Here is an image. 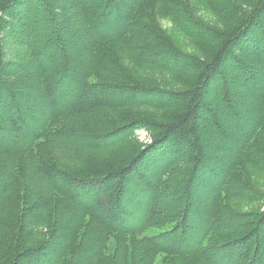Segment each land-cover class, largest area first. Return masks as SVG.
I'll return each instance as SVG.
<instances>
[{"label":"trees","instance_id":"obj_1","mask_svg":"<svg viewBox=\"0 0 264 264\" xmlns=\"http://www.w3.org/2000/svg\"><path fill=\"white\" fill-rule=\"evenodd\" d=\"M74 1L43 0L45 9L39 0H0V159L6 158L0 166V264H157L159 256L183 261L178 264H264V210L236 217L234 222L238 220L244 231L235 242L211 246L214 232L233 225L231 216L218 209L224 187L220 182L228 164L225 168L219 157H210L205 134L209 128L214 136L229 142L233 136L228 129L232 127L225 129L212 109L210 95L226 102L225 113L235 132L243 136L235 141V150L247 149V141L264 128V0H256L250 11H234L236 18L227 27L201 26L200 35L214 42L203 58L177 54L179 58L161 49L168 40L158 38L136 19L143 0L125 4L77 0L84 14L71 10L60 30L55 22L62 8L73 6ZM184 1L178 6H185ZM82 30L91 34L85 46L78 43L86 38ZM7 41L14 42L13 50H5ZM72 58L78 62L75 67ZM126 60L175 74L189 72L188 85L185 89L105 85L109 76L118 78ZM178 63L182 65L176 67ZM225 70L239 73L257 95L252 101L257 113L245 112L243 102L234 100L243 92L228 90L231 78ZM125 105L168 113L163 121L142 122L151 134L148 144L124 149L127 139L120 131L107 135L83 128L100 109ZM165 148L171 151L167 154ZM109 152L117 153L111 157ZM105 155H109V166L87 163ZM159 159L163 163L155 167ZM202 162L219 165V173L199 178L196 166ZM174 165L182 168L171 170ZM184 171L189 174L186 181ZM148 173H153L150 179ZM134 179L141 186L138 197L157 190L171 200L181 187L185 193L189 187L199 191L206 184L199 191L201 198L206 196L205 188L211 192L205 216H198L204 226L195 231L185 224L177 232L178 223L196 217L191 209L183 208L189 196L169 207L153 201L144 212L149 200L140 201L126 190L133 187ZM19 185L25 190L16 192ZM102 192L111 197L107 205L90 197ZM126 207L140 215L135 224H125L134 217ZM11 208L18 215L7 219ZM177 211H181L179 218L174 217ZM166 224L173 227L146 235L149 229ZM40 226H46L44 232L38 231L43 240L26 246Z\"/></svg>","mask_w":264,"mask_h":264},{"label":"rangeland","instance_id":"obj_2","mask_svg":"<svg viewBox=\"0 0 264 264\" xmlns=\"http://www.w3.org/2000/svg\"><path fill=\"white\" fill-rule=\"evenodd\" d=\"M76 1V2H75ZM73 3V6H64L61 10L60 19L58 22H55V25L61 30V25L67 20V17L70 14L71 10L77 11L76 13L84 14V11L82 10L81 3L77 2L75 0ZM129 0H121V3L125 4L128 3ZM208 1L211 2V4L207 3ZM186 3L185 6L180 7L178 4L181 3V0H143L139 13L135 14L136 19H138L140 25L147 28L149 31L157 35L158 38H163L168 40V45H160L161 49H168L169 51H172V54L180 55L182 58L188 56H194V57H205L210 49L213 47L214 42L210 40H205L198 30H201V26L206 25L212 26L214 28H224L227 27V25L231 24L232 21L236 18L233 15L234 11L238 12H244L246 10H251L255 6L256 0H185ZM40 4H44L43 0H39ZM38 3V4H39ZM44 8H48L47 4H44ZM232 11V12H231ZM2 20L7 18L5 16L1 17ZM53 21V20H52ZM43 24V21H39L37 24ZM46 25V24H44ZM119 24H115L113 28H117ZM70 28L64 29L67 30L66 33H68ZM208 29V28H207ZM203 31V30H202ZM82 33L85 35V40L78 42L80 45L85 46L87 44V41L91 38V34L89 32L82 30ZM3 43L0 42V45ZM173 49H172V48ZM15 48V44L12 41L5 42V50H13ZM177 51H176V50ZM158 49H156L154 52H156ZM21 51V49H20ZM179 51V52H178ZM58 54V53H57ZM56 53H52V56L56 57ZM178 54V55H177ZM115 58V57H114ZM113 58V59H114ZM180 58V57H179ZM45 60V58L43 59ZM72 62L74 64V67L78 65V62L75 61L72 58ZM49 62L46 60L45 65L48 68ZM259 64H261L260 61H258ZM35 66V62L32 63ZM263 64V63H262ZM182 63H178L176 67L181 66ZM121 69L123 72H118V78H110V81H103L105 85H112L117 88H121L124 86H129L133 84L143 85V86H152V87H164L169 89H185L188 85V77L189 72L184 73H172L168 71H160L157 69H152L147 66H142L137 63H134L131 60H126L125 63H122ZM228 67V66H225ZM227 73L229 70H225ZM231 81L228 82L226 87L229 91L232 92V94L238 93V91L243 92V96L241 97H234V100L243 102L245 105L244 111L249 112V114H255L257 113V109L253 107L252 101H255L257 98V95H253V91L250 90V88L246 87V82L239 77V73L236 71H231L230 73ZM219 92L216 91V94L218 95ZM244 93H247L248 96H245ZM73 94V93H72ZM72 96H75L73 94ZM209 101L211 103V107L213 110H215L216 115L220 119L221 123L227 129H231L233 131V136L230 139V142L226 140L224 137H217L214 136L209 128H205V134L208 140L207 146H209V153L210 157H216L220 158L222 163L225 165L224 167L227 168L228 171L225 174L224 178L221 180L220 185L224 184V187L222 188V193L220 197L218 198V209L219 213L222 215H230L233 227L222 229L219 231L214 232L212 235L214 236V239L211 241V246H219L225 244L227 241H231L232 243L235 242L237 239L241 237V233H243V229L237 220L238 218H244L249 213L255 212V211H262L264 210V128L256 135L247 141L248 147L247 149H244L241 147L235 150L236 144L235 141L242 140L243 136L240 134H237L235 132V127L232 123H230L228 119V115H226L225 111V103L220 97L210 95ZM127 105V103H126ZM120 106L116 108H103L100 109L98 114L95 115L94 121L92 123H85L83 124L87 127V129L91 132L94 131H100L99 133L103 134L106 133L107 135H110L111 133H117V131H120L122 136L126 138L124 149L125 148H139L140 146H144L145 144H148L151 141V134L149 131L146 130L145 125L142 122H146L147 120H155L159 119L160 121H163L167 119L168 113H159L158 111L152 110L148 106H142L137 105L135 107H126ZM42 114L48 115L49 112H43ZM171 115V113H169ZM248 114V115H249ZM97 118V119H96ZM138 122L137 126H132V123ZM128 126L121 125L130 123ZM120 127H118V126ZM229 125V126H228ZM112 132L110 131H101L105 130L107 128H112ZM227 129V130H228ZM102 145V144H101ZM211 146L213 148H211ZM123 149V150H124ZM168 150L167 148H165ZM171 151V150H170ZM168 150L167 154L170 152ZM206 151V150H205ZM208 151V149H207ZM206 151V152H207ZM117 152H109V155L112 157ZM105 155L102 156L100 159L96 158L87 162L88 164H91L92 167H96L99 164H104L109 166L110 160ZM262 160L260 164L256 165L253 163L258 162L259 160ZM234 160V162H233ZM6 162V158L0 159V166ZM233 162V163H232ZM126 163V162H125ZM124 163V164H125ZM161 163H163V159H159L156 166H159ZM86 164V163H85ZM219 165H214L212 163L206 164L201 163L197 164L196 170H199L197 176L199 178L205 179L207 177V174L214 175L217 173ZM182 168L179 165L172 166V169L178 170ZM149 169V165L146 168V172ZM217 171V172H216ZM150 172V171H149ZM185 172V171H184ZM208 172V173H207ZM219 173V172H218ZM153 173L147 175V178H151ZM171 172L167 174L168 180L171 179ZM188 175L185 172V181L188 179ZM175 179L179 176L174 175ZM207 179V178H206ZM132 186L128 187L126 190L130 192L131 196H136L139 194L138 189H140L139 184L137 182V179L133 180ZM210 183L213 181H209ZM201 189L199 191H202L204 187H206V184H201ZM221 185V186H222ZM137 186V187H136ZM190 188V187H189ZM186 189L182 190V187L180 188V191L178 194H176L173 198L175 200L163 198L162 193L160 191L152 192L148 197L147 195H139L140 201H146L149 200L148 203H145L144 206V212L147 211L148 206L150 207L153 201H158L165 207H169L173 204H181L184 201L187 196L190 197V201L185 200V204H183L184 209H188L196 213V217H190L188 220H186L184 223L177 224L179 225L178 233L181 232V226H184L185 224L191 228L190 230H195L196 228L200 229L201 226V218L198 216H202L206 214L207 208L209 206V199L211 192L209 189L205 188L206 196L201 198L199 195L200 192L197 190V188L193 189ZM25 190L23 185H19L16 192H21L22 190ZM168 190V189H167ZM188 190H191L188 192ZM173 193V192H171ZM101 194V195H100ZM102 193H96L92 194L90 197L94 198L96 197L101 201L103 205H107L109 202V199H111L110 196L106 197L103 196ZM129 198V197H128ZM128 198L126 199V202L128 201ZM137 198V199H138ZM10 200V197H9ZM88 203V201H87ZM121 207L125 208L124 205H126L124 202H121ZM129 204V203H128ZM191 204V206H190ZM127 208V207H126ZM125 210V209H124ZM126 210L133 213V218H129L130 221H124L125 224H135L136 221L140 218V215H137L138 213H135V210L132 207L127 208ZM17 209L11 208L7 210L8 213L7 219H10V215H18L16 212ZM181 211L178 213L175 212V216L178 218ZM198 217V218H197ZM217 218V213H216ZM134 219V220H133ZM43 227L46 226H40L37 228L33 241L31 243L26 242V246H32L35 243L41 242L44 237L39 234L38 231H43ZM173 227L172 224H166L160 228L155 229H149L146 232V235L154 236L158 235L164 231L170 230ZM26 230V229H24ZM23 230V232H24ZM187 233H190L188 231V228L186 229ZM31 230L29 234V238L31 236ZM47 236V234H46ZM45 236V237H46ZM177 241H179V238L176 239V242L174 245L177 244ZM115 241L110 243L109 248L112 250ZM166 244V243H165ZM108 250V247H107ZM227 249L225 252H228ZM216 252V251H215ZM214 252V253H215ZM262 252L264 255V243L262 244ZM225 259V258H224ZM220 259V260H224ZM239 261V259L237 260ZM236 261V262H237ZM180 259L175 258H165L162 256H159L157 258L156 263L157 264H178L181 263ZM185 264V263H182Z\"/></svg>","mask_w":264,"mask_h":264}]
</instances>
